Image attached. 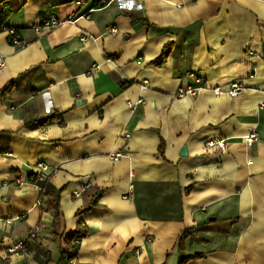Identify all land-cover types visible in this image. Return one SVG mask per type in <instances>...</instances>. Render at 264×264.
<instances>
[{
  "label": "crops",
  "instance_id": "crops-1",
  "mask_svg": "<svg viewBox=\"0 0 264 264\" xmlns=\"http://www.w3.org/2000/svg\"><path fill=\"white\" fill-rule=\"evenodd\" d=\"M2 12L20 44L0 31V264H56L53 237L78 222L70 264H264V0H7ZM190 73L203 89L177 98ZM38 164L53 196L16 184Z\"/></svg>",
  "mask_w": 264,
  "mask_h": 264
},
{
  "label": "built area",
  "instance_id": "built-area-1",
  "mask_svg": "<svg viewBox=\"0 0 264 264\" xmlns=\"http://www.w3.org/2000/svg\"><path fill=\"white\" fill-rule=\"evenodd\" d=\"M113 0H98L99 4L101 6H106L108 4H110ZM85 14L82 15V17ZM76 14L75 13H71L67 18L62 19V18H50L46 21H44L41 25L37 26L35 28L36 31L38 32H43V31H48V30H52L64 23H71L74 22L75 18H76ZM79 17V16H78ZM0 31H4L7 34L8 40L9 42H11L14 45H18L20 44L19 39L17 37L16 31L14 28H12L11 26H3L0 28ZM115 32L114 29H111L109 31V33L113 34ZM87 39V36L82 35L79 37V40L84 42ZM0 64H3L2 60L0 59ZM194 82V85H189L184 89H179L177 91L176 97L177 98H183V97H187V96H195L200 90L203 89V84H202V80L194 73H190L188 75ZM242 90V85L238 82H233L228 91L226 92L230 97L234 98L236 97ZM213 92L216 95L221 94V91H219L218 89L213 90ZM128 134H125V137H128ZM244 141L246 143L247 146H251L255 140H256V134L255 133H249L248 135H246L244 138ZM206 147L209 148H213V147H217L218 149H220L221 151H223L225 149V141L222 139H212L209 140L206 143ZM120 154H113L110 156V158L112 160H117L119 158ZM48 177V167L46 165H42V164H38L36 166L35 172L33 174V177L28 181V182H22L19 180H16V184L19 187H23L25 186L27 183L35 185L36 188H38L37 190L39 192H41V187H37V184L43 183L46 178ZM40 203V201H37V204ZM41 231V226H35L31 229V231L29 232V236L28 238L31 240H37L38 239V234ZM26 248V242L23 241H19L17 242L13 248H11L9 251L11 253L13 252H23Z\"/></svg>",
  "mask_w": 264,
  "mask_h": 264
},
{
  "label": "trees",
  "instance_id": "trees-1",
  "mask_svg": "<svg viewBox=\"0 0 264 264\" xmlns=\"http://www.w3.org/2000/svg\"><path fill=\"white\" fill-rule=\"evenodd\" d=\"M6 5H7V0H3L2 2H0V22H1V18L4 19L9 14V12L7 13L2 12V10L5 9ZM169 48H170V45H166L163 47L160 57L154 62L156 66H161L164 63L165 58L169 52ZM11 84L12 83L5 86L1 90V92H5L6 90H8L11 87ZM53 120H54V116H49L46 119L42 120L39 123V125L51 123ZM162 152H163V145L161 143L159 146V153L162 154ZM39 185L41 187V192H40L41 196H48V195L53 196L55 194L54 188L48 184V177L43 183H40ZM57 193L59 194L60 191L56 192V200L53 203L52 208H51L53 211V219L55 221L58 220V218H60ZM101 193H102L101 191H97L94 194V197L88 204L89 207L95 206L97 204V200L100 198ZM79 213L80 212H78L77 215ZM191 234H192V230H186L179 235L177 239V243H176L177 249L179 251L184 250V243ZM85 236H86V229L80 222L77 223V227L71 233L63 235V236H54L53 238L60 242L59 259L57 260L56 264H70L73 260H75L77 257V253H78L79 242ZM201 257H202L201 254H194L190 256L180 257L177 264H187V262H189L190 260L199 259ZM49 260H50V257L49 255H47V262Z\"/></svg>",
  "mask_w": 264,
  "mask_h": 264
},
{
  "label": "water",
  "instance_id": "water-1",
  "mask_svg": "<svg viewBox=\"0 0 264 264\" xmlns=\"http://www.w3.org/2000/svg\"><path fill=\"white\" fill-rule=\"evenodd\" d=\"M184 153H185V150L183 149L182 154L184 155Z\"/></svg>",
  "mask_w": 264,
  "mask_h": 264
},
{
  "label": "rangeland",
  "instance_id": "rangeland-1",
  "mask_svg": "<svg viewBox=\"0 0 264 264\" xmlns=\"http://www.w3.org/2000/svg\"><path fill=\"white\" fill-rule=\"evenodd\" d=\"M32 177H33V176H32ZM32 177H31V178H32ZM31 178H30V179H31Z\"/></svg>",
  "mask_w": 264,
  "mask_h": 264
}]
</instances>
